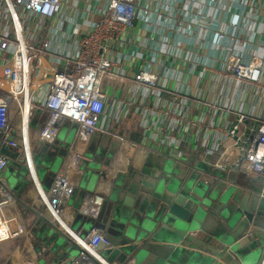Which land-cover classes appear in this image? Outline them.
Segmentation results:
<instances>
[{
    "label": "crops",
    "instance_id": "1",
    "mask_svg": "<svg viewBox=\"0 0 264 264\" xmlns=\"http://www.w3.org/2000/svg\"><path fill=\"white\" fill-rule=\"evenodd\" d=\"M63 1L58 19L65 20L66 28L77 31L91 26V18L84 8L91 0ZM98 2L92 0V3ZM138 4L146 7L149 15L129 30L126 39H131L130 43L117 47L110 55L123 66L135 69L145 59L157 58L160 62L162 57L160 86H136L131 80H104L101 90L107 98L100 126L111 135L95 134L99 136V143L94 152L87 154L88 144L82 159L72 158L68 152L77 132L75 125L55 173H63L74 189L60 205L56 204L55 215L40 201L38 190L52 202L55 175L45 189L44 181H34L21 157L14 155L10 163L20 164V168L7 165L1 177L4 188L15 199L25 235L0 244V264H59L49 254L37 251L47 229L66 236L70 228L84 238L92 226L99 227L97 222L104 224L97 198L110 195L126 180L129 171L150 170L151 167L145 166L147 161H151L150 165L156 162L159 165L160 160H170L186 167L190 175L198 172L205 180L235 187L245 200L250 194L264 191L263 178L235 171L244 144L264 122V0H138ZM152 24H156V30H152ZM167 26L180 34L164 32ZM149 35L154 37L155 49L160 52L156 58L144 50ZM230 57L244 63L258 58L261 61L258 82L224 76L223 69ZM153 108L167 110L169 114L155 113ZM240 114H246L247 121L238 125L235 137L226 136L223 131L233 127ZM40 118L30 129L32 136L44 125L46 115ZM166 135L174 139L165 140ZM57 136L52 144H47L53 145L56 153L63 143ZM117 137L149 149L125 158L117 149ZM32 140V153H37L44 147L43 143L34 136ZM101 149L103 153L98 155ZM97 163L101 171L98 177L94 167ZM99 228L105 234V229ZM258 231L260 234L254 239L260 250L253 256L252 264L260 261L264 251V215L259 217ZM43 250L46 249L43 247ZM92 261L100 264L93 258Z\"/></svg>",
    "mask_w": 264,
    "mask_h": 264
},
{
    "label": "built area",
    "instance_id": "2",
    "mask_svg": "<svg viewBox=\"0 0 264 264\" xmlns=\"http://www.w3.org/2000/svg\"><path fill=\"white\" fill-rule=\"evenodd\" d=\"M98 1L92 3L91 0L84 7L86 15L91 18V26L73 31V28L64 26L65 20L58 19L64 7L63 0H0V149L6 147L16 157H21L34 181L36 176L32 174L30 142L33 136L39 143L52 144L64 120L75 123L77 132L68 156L82 159L95 134L111 135L100 126L107 98L101 86L106 78L131 80L136 86H160L159 67L163 65L164 59L161 57L158 62L156 56L160 52L155 49L152 35L146 38L144 50L150 51L156 60L145 59L135 69L123 66L110 55L114 50L117 51V47L123 48L130 43L131 39H126L129 30L136 22L145 21L149 10L140 6L138 0ZM151 26L152 30L157 29L156 24ZM163 31L172 35L180 34V31L168 26ZM260 67L258 58L244 63L239 58L230 57L224 66L223 75L257 83ZM25 87L30 90L27 110L26 98L22 94ZM126 105L130 106V103L126 102ZM152 110L164 116L169 114L164 109ZM34 111L45 114L46 120L32 136L29 120ZM14 114L16 121L13 120ZM247 119L246 114H240L236 124L223 131L224 134L235 137L238 125L244 124ZM164 138L174 139L171 135ZM116 141L117 149L125 158L148 148L122 137H117ZM242 151L235 171L264 179V122L244 144ZM8 162V158L0 153V244L25 235L19 211L14 205L15 199L4 188L1 177ZM61 174L55 175L52 183L55 196L52 202L46 199L38 187L40 201L52 215L58 212L56 204L60 205L74 189V184H70ZM66 233L82 251L80 259L70 264H95L92 258L105 264L97 252L100 245L108 246L101 228L92 226L82 240ZM257 264H264V251Z\"/></svg>",
    "mask_w": 264,
    "mask_h": 264
},
{
    "label": "water",
    "instance_id": "3",
    "mask_svg": "<svg viewBox=\"0 0 264 264\" xmlns=\"http://www.w3.org/2000/svg\"><path fill=\"white\" fill-rule=\"evenodd\" d=\"M0 153L9 163L14 160V153L6 147ZM51 158L53 153L39 150L38 154L33 153L31 161L36 179L44 181L45 189L52 180ZM163 161L158 166L153 164L150 170L129 171L126 180L110 195L97 198L108 242L107 247L98 248L102 261L252 264L253 256L260 250L254 237L260 234L257 229L259 217L264 215V191L250 194L245 200L233 186L210 182L198 172L190 175L186 167ZM11 164L20 168V164ZM94 167L98 177L100 166L97 163ZM69 231L83 239V235L70 228ZM45 235L40 240L39 253L49 254L59 264L80 259L81 249L67 235L48 229Z\"/></svg>",
    "mask_w": 264,
    "mask_h": 264
},
{
    "label": "rangeland",
    "instance_id": "4",
    "mask_svg": "<svg viewBox=\"0 0 264 264\" xmlns=\"http://www.w3.org/2000/svg\"><path fill=\"white\" fill-rule=\"evenodd\" d=\"M42 116H44V114H40L39 113V111H34L33 113H32V116H31V119H30V124H29V128L31 129L32 128V125H33V123L35 122V120L38 118V119H41L40 117H42ZM14 118H13V120H15L16 121V119H17V117H16V115L14 114V116H13ZM14 121V122H15ZM76 124L75 123H70L69 121H67V120H64L63 121V123H62V125H61V127H60V130H59V133H58V136H57V140L58 139H60L61 140V142H62V140H63V143H62V145H60L61 147H60V150H58V152L56 153V151L55 150H53L54 149V146L52 145V146H48L47 144H44L43 143V146L45 147H42L40 150H41V152L42 153H49V151H53V153H55V155H53L54 157L53 158H51L50 160H49V162H50V165H51V170H50V172H49V174H50V176H54L55 175V173H56V171H57V169H58V166H59V163H60V161H61V159L63 158V155L65 154V151L67 150V148H68V146H69V143H70V140L72 139V137H73V134H74V132H75V128H76V126H75ZM40 129V128H39ZM39 129H36L35 131H38ZM33 130H34V128H33ZM35 142V141H34ZM32 143H33V141H32ZM99 143V136L98 135H94L92 138H91V141L89 142V149H88V151H87V154L89 155H91L93 152H94V150L96 149V146H97V144ZM34 149V148H33ZM34 152V151H33ZM102 153H103V151H102V149L99 151V153H98V155H102ZM37 154H38V152H37ZM86 154V155H87ZM102 157V156H101ZM101 157H99V158H101ZM32 158H33V153H32ZM37 158L35 159V162H37ZM160 163H162V162H164V161H162V160H160L159 161ZM150 163H151V161H147L146 162V167H151V166H153V164L154 163H152L151 165H150ZM159 163V164H160ZM156 164V166H158V162H156L155 163ZM167 165H170L169 164V162H167ZM9 166H12L13 167V164H11V163H8V167ZM39 174H41L40 172H39ZM5 180V179H4ZM11 183V182H10ZM6 186H7V184H6ZM97 224L99 225V227H102V228H104V224L102 223V222H97ZM77 252V250L76 249H74L73 250V253H76ZM76 254H74V255H72V256H75Z\"/></svg>",
    "mask_w": 264,
    "mask_h": 264
},
{
    "label": "bare ground",
    "instance_id": "5",
    "mask_svg": "<svg viewBox=\"0 0 264 264\" xmlns=\"http://www.w3.org/2000/svg\"><path fill=\"white\" fill-rule=\"evenodd\" d=\"M16 90H17V89H16ZM22 94H24V95H25V98H26V110H27L28 107H29V102H28V100H29V97H30V90L28 89V87H25V88H24ZM15 95H17V91H15ZM24 130H25V131L27 130V120H26V118H25V128H24Z\"/></svg>",
    "mask_w": 264,
    "mask_h": 264
}]
</instances>
